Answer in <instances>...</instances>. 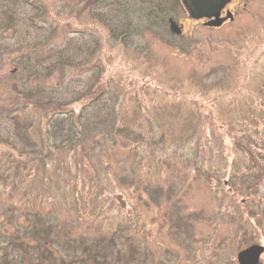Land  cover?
Returning <instances> with one entry per match:
<instances>
[{"label": "rangeland", "instance_id": "374dc122", "mask_svg": "<svg viewBox=\"0 0 264 264\" xmlns=\"http://www.w3.org/2000/svg\"><path fill=\"white\" fill-rule=\"evenodd\" d=\"M120 2L116 9L108 0H0V173L40 143L39 133L52 142L46 162L57 163L59 134L47 129L57 110L43 112L34 99L66 102L92 86L88 102L64 112L79 113L86 129L91 115L106 111L108 132L106 149L96 140L100 163L83 154L90 141L77 155L82 183H99L92 192H29L26 175L0 179V260L20 264L11 239L18 232L32 253L43 244L62 258L68 245H91L63 264H97L93 254H111L109 241L129 245L134 264H238L252 239L264 246V0H238L232 20L218 27L176 14L180 33L141 29L151 0ZM60 56L72 65L32 75ZM35 215L51 225V242L31 237ZM140 244L148 259L135 253ZM259 259L264 264V251Z\"/></svg>", "mask_w": 264, "mask_h": 264}, {"label": "trees", "instance_id": "16d2710c", "mask_svg": "<svg viewBox=\"0 0 264 264\" xmlns=\"http://www.w3.org/2000/svg\"><path fill=\"white\" fill-rule=\"evenodd\" d=\"M85 0H80V2H84ZM96 0H93V3H95ZM99 1V0H97ZM106 0H102V4L104 5ZM109 3H107L106 5H114L113 8L116 9H120L122 4L120 2V0H108ZM92 3V2H91ZM181 5V0H151V5L148 7V9L143 10L142 14L144 19V23L141 26V29H147V30H158V29H163L167 26V28H169V19H172L174 21V12L177 10V8ZM150 8V9H149ZM41 15V13L38 12L37 16ZM41 17V16H40ZM34 17H30L31 19V24L33 25H37L35 24V21L33 20ZM13 16L9 15L8 16V20L7 23H5L4 25H12L13 22ZM127 22V20L124 21V23ZM128 23H125L124 27H122V30H119L118 33H115V35L119 36L121 34V38H124L125 35L129 34V32L127 31L126 27ZM54 31V29L52 30V32ZM171 32V31H170ZM172 33V32H171ZM23 43L25 42H21L20 46L23 47ZM34 46L30 45V49H27V52H29L28 50H34ZM20 49H18L17 51L19 52ZM30 51V52H31ZM62 52H64L62 50ZM1 53V51H0ZM36 52H34L31 56H33V60H35L34 62H37V64H40L41 59L43 57H41L40 55L35 54ZM27 55H29L30 53H26ZM26 55V56H27ZM66 64L68 66H71L72 63L68 60V59H64V57L60 56L59 58H57L56 60H53V62H50L49 65L45 64V69L41 68L40 65L39 67L36 69V71L33 72V76L40 78L44 75H48L50 73V70L54 67L59 66V68H63L62 66ZM50 68H49V67ZM35 69V68H34ZM99 80V79H98ZM95 84V83H93ZM91 84V85H93ZM90 85V86H91ZM92 87V86H91ZM90 87V88H91ZM88 88V90H85L84 92L80 93L79 95H77V97L71 98L69 100H67L66 102L63 101H58V100H45L44 102L42 101H35V97L38 98V96H32V98H30V102L32 99H34L33 104L36 105L37 107H39V109L41 111H45V112H49V111H55L56 112L52 113L51 117L52 119L49 120L48 125H47V129L48 130H52L57 134H59V139L62 141V138L66 137L69 138L71 136L70 139V143L71 140L73 141L72 144H68V143H64L61 142L60 140H58L57 144L55 146H57V148L54 150L55 153L53 154L54 160L57 162L54 164V166L52 167V165L50 163H47V155L45 154V149H46V143L51 144L52 142L48 141V142H44L41 139V134L39 133V137H40V143L35 146L34 148L31 149H23L20 150L19 153L22 154L23 160L17 161V163L13 165V169H11V171H7L6 169H3L2 172L0 173V179H2V177H6L9 174L11 176H28L31 178L32 180V185L29 187L28 191L29 192H33V190H35L36 188L39 191H42L43 193H48V190H50V188H52L53 190H58L61 189L62 187H71V189H75L78 186L80 187H86L85 189H87L88 191H91L92 186H96L99 183H95L93 184V180L91 181V179L88 181V184L84 185L82 183V177H80L79 175V171L80 168L78 167L77 163H80L78 160L81 156H77L79 153V150L81 149V147H84V143H86L87 141H90V153L89 150L87 152H84V155H88V158L93 157L94 160H92V164L96 161H98L100 163V152L95 154V149L97 148V146H103L102 148L105 147V149L107 148V138H108V132L105 126V114L106 111L101 112L100 114L95 113L93 115H91L90 118H88L87 122L88 124H86V129H83V126L81 125V123L79 122L80 120H78V116L79 113L75 114L72 110H67L66 112H64L66 106L71 105V104H75L78 101H86L88 102V95L91 92V89ZM26 98H29L30 95H25ZM39 99V98H38ZM29 101V100H28ZM106 110V108H105ZM79 128L78 130L75 132L73 130V128L75 126H78ZM38 132H40L38 130ZM64 132H67V134ZM72 134V135H71ZM99 136V137H98ZM75 137V140L72 138ZM98 137V138H96ZM67 140V139H66ZM94 140V141H93ZM96 140L99 144L101 145H97ZM93 141V142H92ZM96 147V148H95ZM102 151V150H101ZM61 153H63V156L61 155ZM3 153L0 154V157L2 156ZM34 155V156H33ZM68 157L70 158V161L68 160ZM1 160V159H0ZM32 161H35V164L30 165V163ZM20 163H22V168H19ZM21 171H24L23 173H21ZM83 184L80 185V182ZM91 181V182H90ZM98 190H96L97 193H94L95 196L100 195V191L101 188L99 186ZM107 198V197H105ZM37 215H35V220L33 221H29L30 224H32V229H31V237H33L37 242H44L45 241H50L51 242V237L49 235V229L51 227V225L47 224L46 227H42L39 224V217L36 218ZM22 234H16V235H11V239L14 245H17V247L21 248L22 250V262L23 264H28V262L30 263V258H29V246L27 245L26 241L23 239ZM127 239V238H126ZM249 240V238H247ZM66 243H68V241H72V239L67 238L66 239ZM253 243L256 242L257 240L252 239ZM130 240L126 241V244L129 242ZM41 242V244H42ZM109 242H114V241H109ZM78 245H74L72 244L71 247L72 252H76V250H83L84 252L88 251V248L91 246H89L88 248L83 245V244H79ZM63 245H65V239H64V243ZM66 247V245H65ZM142 245L140 244L138 246L137 249H135V253L139 254V248H141ZM246 247V246H245ZM40 251H44V252H50L48 250L47 246H44L43 244L41 246H39L38 248ZM118 252V256L121 257V254L119 253V248H117ZM51 253V252H50ZM49 253V254H50ZM98 252H95L93 255V261L96 262L97 264H101V262L98 261ZM136 254V255H137ZM135 256V255H134ZM138 256H135L134 258H136L135 260H137ZM55 259H53L54 261ZM120 261V258L118 259ZM132 260V259H131ZM52 261V259L50 260ZM51 263V262H49Z\"/></svg>", "mask_w": 264, "mask_h": 264}, {"label": "flooded vegetation", "instance_id": "af4514ba", "mask_svg": "<svg viewBox=\"0 0 264 264\" xmlns=\"http://www.w3.org/2000/svg\"><path fill=\"white\" fill-rule=\"evenodd\" d=\"M240 6L241 4L238 3V0H229L226 4H224L223 7H221L219 9V16L221 17H224V15L228 12H231L232 16H233V8L235 6ZM185 14H189V10L188 8L184 7L183 4H182V0H181V5L177 8V10L174 12V16L176 14H179V13H184ZM234 17V16H233ZM203 22L207 21V19L203 18V19H199ZM229 20H232V19H229ZM229 20H224L222 21V23L220 25H223L224 23L226 22H229ZM204 25V24H203ZM179 28L181 29V25L178 24ZM205 26V25H204ZM209 26V25H208ZM210 27H215V26H210ZM182 31V29H181ZM16 234H20L18 232H16L15 234L13 235H16ZM113 246H114V249L112 250L111 254H101L98 256V261L101 262V264H134L136 262V258H134L135 256L133 254H131L130 252L132 250L129 249V245H125L124 246V249H121L117 244H118V241H114V242H110ZM67 247V246H66ZM69 247V246H68ZM117 248H119V253L121 254V257L118 256L117 252ZM147 247L143 244L142 247L139 249V252L141 253H144V256L146 259L149 258V253H147ZM242 248H245V247H242ZM240 248V249H242ZM21 250V248H18ZM17 250V249H15ZM50 252H44V251H40L38 253H32V252H29V258H30V263L28 262V264H63V261H64V258L68 257V255H70L72 253V251H67V248L65 250V254L63 255V257H57L55 256L54 252L50 249L49 250ZM76 252L80 253V254H84L83 253V250H76ZM50 253V254H49ZM21 255H22V250L20 252V257H19V260H20V264H23L22 262V258H21ZM120 258V261L118 260ZM124 258L126 260H124ZM52 259V261H50ZM53 259H55L53 261ZM132 259V260H131ZM122 261H125V263H123ZM51 262V263H49ZM0 264H15V262L10 259H4V260H0ZM145 264H155L152 259L150 261H148L147 263Z\"/></svg>", "mask_w": 264, "mask_h": 264}, {"label": "water", "instance_id": "95a60500", "mask_svg": "<svg viewBox=\"0 0 264 264\" xmlns=\"http://www.w3.org/2000/svg\"><path fill=\"white\" fill-rule=\"evenodd\" d=\"M229 0H182L184 7L188 8L189 14L193 19H207L204 25L218 27L222 21L232 19L231 12H227L224 17L219 16V9ZM169 29L172 32L179 33L181 29L176 22L169 19ZM264 251V246L258 243H252L241 250L236 255L238 264H258L259 256Z\"/></svg>", "mask_w": 264, "mask_h": 264}]
</instances>
